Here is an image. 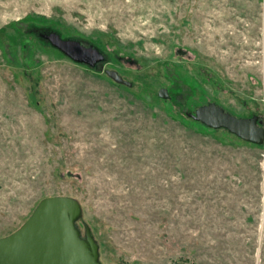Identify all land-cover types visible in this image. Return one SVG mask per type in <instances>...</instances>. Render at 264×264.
Here are the masks:
<instances>
[{
    "label": "rangeland",
    "instance_id": "rangeland-1",
    "mask_svg": "<svg viewBox=\"0 0 264 264\" xmlns=\"http://www.w3.org/2000/svg\"><path fill=\"white\" fill-rule=\"evenodd\" d=\"M209 103L264 128V0H0V238L70 196L101 264H264V144Z\"/></svg>",
    "mask_w": 264,
    "mask_h": 264
},
{
    "label": "water",
    "instance_id": "water-1",
    "mask_svg": "<svg viewBox=\"0 0 264 264\" xmlns=\"http://www.w3.org/2000/svg\"><path fill=\"white\" fill-rule=\"evenodd\" d=\"M46 40L75 63L92 67L103 61L97 49L78 41L61 39L55 34L48 35ZM105 74L117 85H132L113 70H106ZM157 95L163 100L169 97L165 88ZM192 118L206 128L223 129L244 142L264 144V128L257 117H236L209 103L196 108ZM80 217L81 206L75 198H42L19 229L0 238V264H101L99 247L89 228L84 227L82 236L76 225Z\"/></svg>",
    "mask_w": 264,
    "mask_h": 264
},
{
    "label": "trees",
    "instance_id": "trees-1",
    "mask_svg": "<svg viewBox=\"0 0 264 264\" xmlns=\"http://www.w3.org/2000/svg\"><path fill=\"white\" fill-rule=\"evenodd\" d=\"M202 105H205V104H202ZM202 105H200V106H202ZM227 112V111H226ZM203 126V125H202ZM221 130H223V129H221ZM223 131H225V130H223ZM227 132V131H226ZM253 145V144H252ZM257 146V145H256ZM89 228V227H88ZM90 230V229H89Z\"/></svg>",
    "mask_w": 264,
    "mask_h": 264
}]
</instances>
